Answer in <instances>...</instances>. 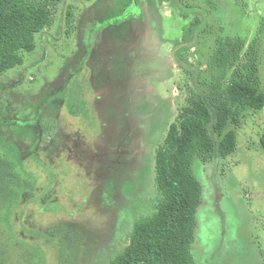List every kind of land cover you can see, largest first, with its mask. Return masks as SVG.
Returning a JSON list of instances; mask_svg holds the SVG:
<instances>
[{
	"label": "rangeland",
	"instance_id": "1",
	"mask_svg": "<svg viewBox=\"0 0 264 264\" xmlns=\"http://www.w3.org/2000/svg\"><path fill=\"white\" fill-rule=\"evenodd\" d=\"M50 23L0 74V155L30 183L0 194V264H108L152 212L154 155L185 98L216 97L256 62L264 0H38ZM241 42L236 66L215 54ZM234 150L195 157V264H264V106Z\"/></svg>",
	"mask_w": 264,
	"mask_h": 264
},
{
	"label": "trees",
	"instance_id": "2",
	"mask_svg": "<svg viewBox=\"0 0 264 264\" xmlns=\"http://www.w3.org/2000/svg\"><path fill=\"white\" fill-rule=\"evenodd\" d=\"M50 19L49 10L38 0H0V74L20 65L23 52L34 50L35 34ZM240 50L241 42L226 39L219 44L216 62L236 66ZM246 68L247 75L236 73L216 97L192 93L185 98L155 151L154 208L134 221L128 243L108 264H195L191 245L201 185L193 173V160H207L214 150L230 154L236 133L229 124H238L247 110L263 108L264 96L253 87L256 62L252 60ZM261 146L264 150V135ZM21 184L30 187L12 161L0 155V194H10L9 186Z\"/></svg>",
	"mask_w": 264,
	"mask_h": 264
}]
</instances>
